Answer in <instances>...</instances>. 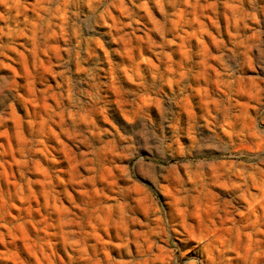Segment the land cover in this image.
Here are the masks:
<instances>
[{
    "label": "clouds",
    "instance_id": "obj_1",
    "mask_svg": "<svg viewBox=\"0 0 264 264\" xmlns=\"http://www.w3.org/2000/svg\"><path fill=\"white\" fill-rule=\"evenodd\" d=\"M0 264H264V0H0Z\"/></svg>",
    "mask_w": 264,
    "mask_h": 264
}]
</instances>
